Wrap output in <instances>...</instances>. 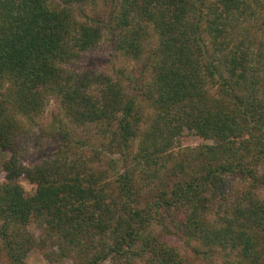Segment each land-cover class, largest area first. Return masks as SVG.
<instances>
[{
	"label": "trees",
	"instance_id": "1",
	"mask_svg": "<svg viewBox=\"0 0 264 264\" xmlns=\"http://www.w3.org/2000/svg\"><path fill=\"white\" fill-rule=\"evenodd\" d=\"M58 1L52 8L48 0H0V148L12 155L0 185V219L14 223L0 225V260L26 264L38 248L48 261L69 264H195L192 255L199 264H264V198L256 194L264 187V44L256 74L247 40L235 34L243 0H214L200 17L192 15V0H112L105 20L81 10L77 19L71 7L86 0ZM146 27L158 35L163 64L143 94L155 117L132 155L140 133L133 123L137 99L109 76L62 65L94 48L102 28L112 33L115 53L137 61ZM203 37L222 56L218 66L207 58ZM216 75L223 97L210 105L204 79ZM244 85L247 96L238 92ZM49 97L74 124L109 128L123 173L108 180L112 169L95 171L84 158L70 157L77 143L67 131L64 145L38 165L19 164L16 117L31 121ZM185 130L213 144L172 167L168 185L151 187L148 169ZM21 176L34 194L25 193ZM229 177L248 185L227 190ZM31 222L41 230L38 238L28 230ZM172 234L181 245L171 244Z\"/></svg>",
	"mask_w": 264,
	"mask_h": 264
},
{
	"label": "rangeland",
	"instance_id": "2",
	"mask_svg": "<svg viewBox=\"0 0 264 264\" xmlns=\"http://www.w3.org/2000/svg\"><path fill=\"white\" fill-rule=\"evenodd\" d=\"M193 12L192 15L201 16L202 13L206 14L207 9L214 4V0H192ZM115 2V0H114ZM245 13L241 15V19L235 24V34H241L249 44V66L254 68L256 74H261L257 71L261 64V59L257 58V53L263 48L264 44V0H243ZM50 7L55 8L60 6L58 0H48ZM113 7L112 0H86L82 5H73L71 7L74 15L79 19V10H81L83 16L93 18L95 20L108 18L111 8ZM194 13V14H193ZM108 29L102 28V35L99 42L94 48L83 52L80 57L70 63H64L62 65L67 71L75 72L78 74H102L112 78L114 83L122 86L124 91L136 98L137 113L134 114L133 123L138 128L139 137H135L132 141V147L130 154L134 155L138 151V145L140 136L143 131L150 126L155 117V109L152 106L151 101L146 99L143 94L146 88L151 83L153 78H156L159 67L163 64V54L159 46L158 35L153 31L152 27L144 28L141 33L140 45H141V57L135 61L133 59H123L117 52L114 51L113 35H111ZM204 43L208 47L209 61L214 60V66H218V59L222 56H218L213 52L210 39L203 37ZM262 46V47H261ZM211 58V59H210ZM255 61V62H254ZM259 61V64L258 62ZM124 71L127 76L132 77L134 83H131L128 79L122 75ZM221 72L224 78L228 77L223 68ZM219 82L217 75L214 78L209 76L204 79V88L207 92V100L210 105L217 104V101L223 97L219 90ZM139 87H136V84ZM249 86H242L238 92L244 96L248 95ZM5 88L2 89L3 93ZM264 100V95L260 96ZM19 125L17 130L15 142H17V159L19 164L26 168L38 165L46 154H52L57 151L59 145H64L62 139V132L67 131L72 137V141L77 143V147L69 150V156L76 159L78 157L84 158L87 167L93 168L95 171H104L106 168L112 169L110 178H114L115 173H123L124 168L119 163V156L114 155L111 147V140L109 128L102 124H86L84 126H78L74 124L70 118L65 114L59 101L54 97H49L43 107L42 111L34 115L32 120L29 121L25 117H16ZM264 126V116L262 119ZM256 139H258L260 132H256ZM249 139L248 135L243 136ZM243 138V139H244ZM63 141V143H62ZM208 144H213V141H205L202 138L194 135L191 132L185 130L182 134L174 137L169 150L165 155L160 158L157 166H152L148 169V183L151 187L168 185V176L171 174V169L177 166L178 163L185 159H191L194 151L200 147ZM261 148V147H260ZM257 145L256 149L252 150L257 152L260 150ZM11 153L8 150L0 148V185L6 182L7 172L6 165L11 160ZM62 157H65L64 155ZM249 158V157H248ZM111 159L117 161L111 163ZM125 166V165H124ZM262 169H259L261 171ZM18 183L22 186L27 195H32L35 192V186L32 185L27 179L21 176L18 179ZM248 182L245 179L239 178H227V190L230 191H242L247 187ZM256 194L264 198V187H260ZM180 215V212L179 214ZM6 222L7 225L14 224L11 220L0 219V225ZM28 230L36 238L41 234V230L36 226L34 222L29 223ZM171 244H178L177 237L173 234L169 236ZM47 249H51L50 245H47ZM181 250V247H179ZM47 251V250H46ZM189 253H192L190 249H184ZM49 252V251H48ZM189 261L195 264H199L198 260L192 255ZM26 264H69V262L60 263L58 261L50 262L44 257L42 251L38 248H33L27 254L25 259ZM0 264H8L1 256ZM100 264H116L113 260H107Z\"/></svg>",
	"mask_w": 264,
	"mask_h": 264
}]
</instances>
